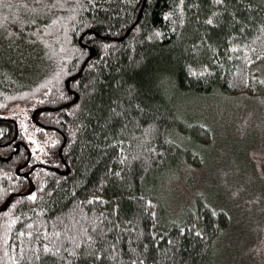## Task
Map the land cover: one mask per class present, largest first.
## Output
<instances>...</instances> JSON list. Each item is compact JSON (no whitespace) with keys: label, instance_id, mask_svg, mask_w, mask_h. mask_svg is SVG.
Here are the masks:
<instances>
[{"label":"trees","instance_id":"obj_1","mask_svg":"<svg viewBox=\"0 0 264 264\" xmlns=\"http://www.w3.org/2000/svg\"><path fill=\"white\" fill-rule=\"evenodd\" d=\"M263 60L264 0H0V264H216L227 212L153 184L211 139L182 99Z\"/></svg>","mask_w":264,"mask_h":264},{"label":"rangeland","instance_id":"obj_2","mask_svg":"<svg viewBox=\"0 0 264 264\" xmlns=\"http://www.w3.org/2000/svg\"><path fill=\"white\" fill-rule=\"evenodd\" d=\"M252 72L263 80L264 60ZM182 102L180 114L205 125L211 139L197 165L181 156L177 169L154 182V192L165 195L172 213L192 209L193 202L227 212L230 223L215 243L216 264H264V97L217 92Z\"/></svg>","mask_w":264,"mask_h":264},{"label":"snow or ice","instance_id":"obj_3","mask_svg":"<svg viewBox=\"0 0 264 264\" xmlns=\"http://www.w3.org/2000/svg\"><path fill=\"white\" fill-rule=\"evenodd\" d=\"M208 22H209V23H212L211 19H209ZM30 139H31V137H30ZM35 196H36V194H35L34 192L30 194V198H31V199H35ZM96 199H100V198L97 197ZM149 203H151V201H149ZM57 234H58V233H57ZM29 235H31V234L29 233ZM89 239H91V237H89ZM54 250H55L56 252H59V251H60L59 248H55ZM43 251H44L45 253L49 252V245H48V244H44V245H43ZM96 255H97V257H99V256H100V253H96ZM133 264H135V262H133Z\"/></svg>","mask_w":264,"mask_h":264}]
</instances>
